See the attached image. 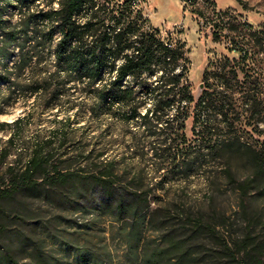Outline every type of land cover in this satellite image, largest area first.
Listing matches in <instances>:
<instances>
[{"label": "rangeland", "instance_id": "374dc122", "mask_svg": "<svg viewBox=\"0 0 264 264\" xmlns=\"http://www.w3.org/2000/svg\"><path fill=\"white\" fill-rule=\"evenodd\" d=\"M212 1L214 10L183 0L133 5L163 38L182 46L180 82L194 96L203 84L198 134L191 117L184 129L182 119H166L157 124L164 133L146 131L139 115L153 106L150 100L128 119L118 101H106L97 122L81 115L66 130L67 152L96 139L103 156L117 160L119 188L148 194L141 220L102 211L99 188L83 174L54 186L38 177L34 188L0 198V264H264V0ZM2 17L9 23L18 13L7 8ZM109 76L105 67L104 82ZM183 104L175 101L168 116ZM27 111L31 115L15 123ZM55 114L0 81V188L9 166L24 167L33 140L54 136ZM182 133L190 142L185 149ZM163 138L165 160L158 155ZM50 151L59 158L64 148ZM58 165L80 171L73 159Z\"/></svg>", "mask_w": 264, "mask_h": 264}, {"label": "trees", "instance_id": "16d2710c", "mask_svg": "<svg viewBox=\"0 0 264 264\" xmlns=\"http://www.w3.org/2000/svg\"><path fill=\"white\" fill-rule=\"evenodd\" d=\"M204 1L214 10L212 0ZM134 4L135 0H0V68L3 71H0V81H8L13 92L24 101L32 97L43 110L55 109V115L60 117L53 137L32 141L23 168L8 167V182L0 188V198L34 188L38 177L44 184L54 186L83 174L99 188L96 203L102 211L140 221L149 209L146 192L139 188L132 192L119 188L117 160L104 157L102 149L96 147V139L84 141L70 152L65 145L71 118L84 115L97 122L106 101H118V110L128 119L139 115L140 104L150 100L153 106L139 115L148 132L164 133L157 124L166 119H182L180 128L184 129L183 123L189 117L192 132H200L196 129L200 117L196 110L204 100V92L195 98L189 86L180 82L186 71L183 67L176 71L183 56L182 46L150 27L147 19L133 9ZM7 8L18 13L16 21L7 23L3 19ZM245 53L246 49H239L240 56ZM105 67L110 76L104 82ZM158 71V79L152 82ZM176 98L184 103L183 107L175 109L169 117ZM129 104L132 105L127 109ZM30 115L27 111L15 123ZM166 129L173 131L175 127L167 123ZM12 138L10 135L8 142ZM181 138L180 149H185L190 142L183 133ZM165 142L163 138L164 146L159 148L162 154H158L164 155L163 160ZM230 143L227 140L219 146L223 148ZM54 147L64 148V153L59 154L61 158L65 155L63 159L58 161L60 157L51 153ZM260 158L258 155L256 160ZM72 159L79 165V173L59 169V163Z\"/></svg>", "mask_w": 264, "mask_h": 264}, {"label": "built area", "instance_id": "2783aa9c", "mask_svg": "<svg viewBox=\"0 0 264 264\" xmlns=\"http://www.w3.org/2000/svg\"><path fill=\"white\" fill-rule=\"evenodd\" d=\"M183 5L187 7H192V6H207L204 0H183Z\"/></svg>", "mask_w": 264, "mask_h": 264}, {"label": "water", "instance_id": "95a60500", "mask_svg": "<svg viewBox=\"0 0 264 264\" xmlns=\"http://www.w3.org/2000/svg\"><path fill=\"white\" fill-rule=\"evenodd\" d=\"M202 89H203V84L200 83V84H199V87H198V93H197V95L195 96V98L198 97V96L200 95V93L202 92Z\"/></svg>", "mask_w": 264, "mask_h": 264}]
</instances>
